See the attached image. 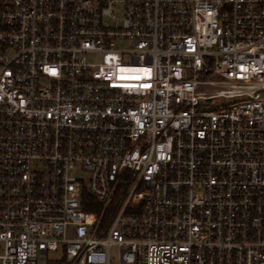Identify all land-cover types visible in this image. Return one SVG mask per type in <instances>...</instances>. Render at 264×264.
Returning <instances> with one entry per match:
<instances>
[{
	"label": "built area",
	"instance_id": "2783aa9c",
	"mask_svg": "<svg viewBox=\"0 0 264 264\" xmlns=\"http://www.w3.org/2000/svg\"><path fill=\"white\" fill-rule=\"evenodd\" d=\"M0 264H264V0H0Z\"/></svg>",
	"mask_w": 264,
	"mask_h": 264
},
{
	"label": "rangeland",
	"instance_id": "374dc122",
	"mask_svg": "<svg viewBox=\"0 0 264 264\" xmlns=\"http://www.w3.org/2000/svg\"><path fill=\"white\" fill-rule=\"evenodd\" d=\"M120 46H124V45H120ZM215 79H219V78L215 77ZM234 100L235 99H221V98H215V97H205L201 102L203 104H209V105H217V104L223 105V104L231 103ZM112 253H113L114 258L117 259L119 255V249L114 248Z\"/></svg>",
	"mask_w": 264,
	"mask_h": 264
},
{
	"label": "trees",
	"instance_id": "16d2710c",
	"mask_svg": "<svg viewBox=\"0 0 264 264\" xmlns=\"http://www.w3.org/2000/svg\"><path fill=\"white\" fill-rule=\"evenodd\" d=\"M87 210H91V209L90 208L89 209L87 208Z\"/></svg>",
	"mask_w": 264,
	"mask_h": 264
}]
</instances>
